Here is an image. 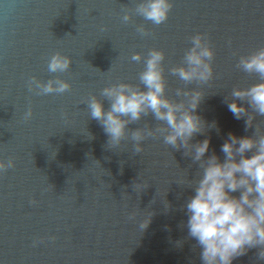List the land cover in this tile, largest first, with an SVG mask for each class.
I'll use <instances>...</instances> for the list:
<instances>
[{
  "label": "water",
  "instance_id": "1",
  "mask_svg": "<svg viewBox=\"0 0 264 264\" xmlns=\"http://www.w3.org/2000/svg\"><path fill=\"white\" fill-rule=\"evenodd\" d=\"M138 2L0 0V159H14V167L0 172V264H202L183 207L194 194L183 182L194 178L198 164L162 138L143 141L144 151L135 155L128 140L109 148L84 101L102 99L112 83L139 84L148 51L162 49L166 95L183 99L177 88L203 92L196 112L219 131L192 142L210 137L206 156L215 151L223 160L230 132L252 135L256 123L264 129V116L256 115L246 131V117L236 119L228 108L234 88L258 82L257 74L236 65L264 46V0H171L168 19L158 26L135 13ZM141 24L150 35L137 33ZM197 33L215 51L214 76L185 84L169 70L182 63ZM56 51L72 58L66 72L48 71ZM134 52L142 53L140 62L130 59ZM33 76L68 80L71 87L38 95L28 89ZM103 103L107 110L109 102ZM29 106L33 115L26 121ZM157 123L149 114L127 128ZM258 252L251 248L232 264H264Z\"/></svg>",
  "mask_w": 264,
  "mask_h": 264
},
{
  "label": "clouds",
  "instance_id": "2",
  "mask_svg": "<svg viewBox=\"0 0 264 264\" xmlns=\"http://www.w3.org/2000/svg\"><path fill=\"white\" fill-rule=\"evenodd\" d=\"M172 7L171 0H139L135 13L158 26L168 19ZM130 19V13L125 11L122 21L127 23ZM136 31L141 36L150 35L143 24L138 25ZM214 57L215 51L206 34L197 33L191 37V47L185 51L182 63L172 66L170 74L185 84L207 83L214 76ZM142 58L140 52L130 57L135 62ZM164 58L162 49L151 48L144 69L139 73V84L118 82L105 86L100 93L102 99L92 95L84 101L89 115L107 134L109 148L128 140L132 142L135 155L144 151L143 141L162 138L165 145L183 149V155L198 164L194 178L187 176L183 182L194 193L183 207L188 215V237L194 238L202 249V264H232L236 257L256 247L259 248L258 258L264 260V129L256 123L252 135L237 136L230 132L221 147L223 160L215 151L206 156L210 137L195 143L192 140L197 134L217 128L216 122L208 123L196 112L203 97L201 90L177 88L176 97L183 99L166 95ZM71 64L70 56L56 51L48 61V71L66 72ZM236 66L259 77L258 82L249 87L234 88L231 93L234 99L228 104L236 119L246 117L247 131L253 127L256 115L264 116V46L240 56ZM70 87L68 80L60 78L42 82L33 76L28 81L29 91L36 90L38 95L63 94ZM104 99L110 104L107 110ZM238 101H246L247 106ZM249 108L255 115L249 114ZM149 114L159 122L154 128L147 125L134 130L127 128ZM32 115L33 109L29 106L24 119L30 120ZM12 167L14 159L9 158L7 162L0 159V172ZM237 192L238 196L233 195ZM151 215L141 222L142 230L148 226Z\"/></svg>",
  "mask_w": 264,
  "mask_h": 264
}]
</instances>
